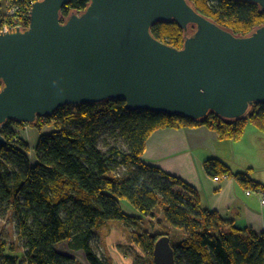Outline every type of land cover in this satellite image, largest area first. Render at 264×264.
Instances as JSON below:
<instances>
[{"label": "trees", "instance_id": "1", "mask_svg": "<svg viewBox=\"0 0 264 264\" xmlns=\"http://www.w3.org/2000/svg\"><path fill=\"white\" fill-rule=\"evenodd\" d=\"M36 1L0 0V25L6 5L18 3L23 11L6 21L27 28L26 12ZM188 2L198 14L234 36H247L264 24V14L252 2ZM89 3L70 0L61 9V19L82 13ZM192 30L190 27L188 32ZM150 33L176 49L182 48L187 34L175 21L156 23ZM248 123L264 134V105H253L247 117L237 120H224L210 112L195 121L178 115L131 112L122 100H106L67 105L33 124L7 121L1 129L5 144H0V212L13 214L20 247L0 238V264H77L74 258L57 251L56 245L64 242L73 251L83 250L88 264H111L93 246L94 233L113 221L129 228L143 220L126 214L120 205L122 200L144 217L153 216V210L160 208L167 225L182 230L183 238L176 245L170 240L175 264H264V233L237 228L217 212L201 209L196 190L141 159L145 143L155 130L206 126L219 139L236 141ZM21 126L39 132L46 126L53 129L41 134L33 150L34 164L28 157L29 146L18 136ZM106 127L123 140L124 151L116 146L105 152L100 149L99 139ZM122 167L127 174L121 177L115 172ZM204 168L210 175L234 177L244 187L252 186L250 170L233 173L215 159L206 161ZM162 236L168 235L133 231L129 240L143 253L135 254L133 264H154L153 247ZM6 249L20 250L22 255H4Z\"/></svg>", "mask_w": 264, "mask_h": 264}, {"label": "water", "instance_id": "2", "mask_svg": "<svg viewBox=\"0 0 264 264\" xmlns=\"http://www.w3.org/2000/svg\"><path fill=\"white\" fill-rule=\"evenodd\" d=\"M69 1L38 0L27 28L0 32V144L7 121L33 124L67 105L122 100L127 111L195 121L210 112L237 120L264 105V24L234 36L188 0H90L62 20ZM241 1L264 14V0ZM172 21L187 32L181 49L150 33ZM152 258L175 264L168 236L155 242Z\"/></svg>", "mask_w": 264, "mask_h": 264}, {"label": "crops", "instance_id": "3", "mask_svg": "<svg viewBox=\"0 0 264 264\" xmlns=\"http://www.w3.org/2000/svg\"><path fill=\"white\" fill-rule=\"evenodd\" d=\"M19 130L18 136L29 146L28 157L34 164L33 150L41 134H48L53 129L46 126L39 132L32 127L21 126ZM141 159L145 165L181 179L196 190L201 209L217 212L223 221L237 228L264 233V207L259 202V194L264 193L261 188L264 187V135L256 128L246 126L236 141L219 139L206 126L158 129L148 137ZM210 159L223 162L233 173L250 170L252 186L246 188L234 177L214 180L217 176L208 174L204 168V163ZM255 184L260 186L254 188ZM248 188H251V194L246 193ZM105 227L94 233L93 240L98 243L96 247L102 250L111 264H133L116 248L123 240L120 229L108 232ZM63 245L64 254L74 258L77 264H88L78 252L65 248L67 243ZM7 255L14 256V253Z\"/></svg>", "mask_w": 264, "mask_h": 264}, {"label": "rangeland", "instance_id": "4", "mask_svg": "<svg viewBox=\"0 0 264 264\" xmlns=\"http://www.w3.org/2000/svg\"><path fill=\"white\" fill-rule=\"evenodd\" d=\"M246 126L251 127V128H255L254 125H252L250 123H248ZM26 127L27 126H25V128ZM19 131L20 130L18 128L17 129L18 134H19ZM115 134L112 133V131L110 130V127H106L105 131H103V133L101 134L100 139H99V147L103 152H105L108 149V147H110V146H116V147L120 148L122 151H124L126 149L123 140L121 138L115 136ZM31 158H32V155H31ZM115 174L122 177V176H125L127 174V170L124 167L118 168L116 170ZM248 191L252 192L251 188H248L246 190V193ZM249 194H251V193H249ZM260 194H262V192ZM260 194H259V202H260V196H261ZM120 205L126 214L141 217L143 219L142 221H136L137 224L136 225L133 224L129 228H127V227L121 228L122 224L117 223L116 221L111 222L110 225L105 227V229H107L108 232L114 231V230L117 231V229H120V232L119 231L118 232L123 237V240H121V242L119 244H117L116 248L119 251V253L128 257V259H131L132 263H133L134 257L136 256L135 255L136 253L143 256V253L138 248H136L134 245H132L130 240H129L130 234L133 231L147 232L151 235L166 233L168 235L169 239L175 245L183 238L182 230L177 229V228L175 229V228L169 227L167 225V223L163 219L160 208H156L155 210H153V214H154L153 216L144 217L137 210H135L133 207H131L127 203V201L122 200L120 202ZM116 224H118V226ZM14 225H15V219H14V216L11 213V211L5 212V213L0 212V238L6 240L7 244H13L14 247L19 248L20 244H19L18 238L16 236V228L14 227ZM107 231H105V232H107ZM104 239H105V237H104ZM92 244L94 247L98 246L97 241L93 240ZM66 247L68 248V246L65 245V248ZM119 247H121V249H119ZM133 247H134V250H133ZM96 248H98L99 252L101 254H103L102 250L99 247H96ZM56 249L58 252L64 254L63 243L57 244ZM75 252H78L81 255V257L83 258V260L86 261L85 253L83 250L73 251V253H75ZM10 253H14V256H16L18 258H20L22 255V252L20 250H17L16 252H11L8 249H6L4 255L10 254ZM76 257H77V259L80 258V256H76ZM141 260L144 261L145 258L141 259Z\"/></svg>", "mask_w": 264, "mask_h": 264}, {"label": "built area", "instance_id": "5", "mask_svg": "<svg viewBox=\"0 0 264 264\" xmlns=\"http://www.w3.org/2000/svg\"><path fill=\"white\" fill-rule=\"evenodd\" d=\"M23 9L24 8H22L18 3L7 4L6 8L4 10V13H3V23H2V25H0V32H3V29H4V32H8L9 28H15V27L23 29L24 28L23 26L10 25L6 21L8 18H12V17H15L17 15H20L19 13H21L23 11ZM29 11H30V9L26 12L27 15H29ZM2 26H3V28H2ZM219 178L226 179V178H228V176L222 175L220 177H215L214 180H218ZM247 193L249 194L251 192L248 191ZM260 195H261L260 196V204H261L262 207H264V193H262Z\"/></svg>", "mask_w": 264, "mask_h": 264}]
</instances>
